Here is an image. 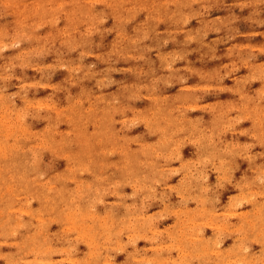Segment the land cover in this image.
Wrapping results in <instances>:
<instances>
[{"label": "rangeland", "instance_id": "374dc122", "mask_svg": "<svg viewBox=\"0 0 264 264\" xmlns=\"http://www.w3.org/2000/svg\"><path fill=\"white\" fill-rule=\"evenodd\" d=\"M263 80L264 0H0V103L22 109L28 98L34 104L21 111L28 124L46 123L56 132L48 137L64 141L62 145L60 141L59 145L56 140H50L52 144L46 141L32 151L25 144L31 134L21 136L16 168L19 176L9 177L20 194V183H26L24 173L34 176L35 183L43 181L45 187L39 189L44 193L71 184L58 176L68 157L67 166L73 164V170L65 171L77 181L88 180L89 172L86 175L77 166L75 169L81 158H87L88 166L92 163V170L100 174V183L110 185L97 207L110 202L118 213V204L124 203L126 211L144 215L146 223L156 229H171L170 202L179 200V190L188 191L181 188L183 185L194 189L198 181L193 180L194 173L185 176L179 170L175 146L156 149L159 132L150 128L144 113L149 114L153 125L163 123L161 116L168 114L175 121L195 118L215 140L217 134L237 140L234 131L252 129L250 154L261 157L264 134L259 136L261 132L251 119L240 117L237 110L242 103L236 98L238 88H242L253 110L262 107ZM44 101L48 104L43 105ZM55 104L60 108L57 115L51 107ZM85 107L88 119H93L79 128L80 118H86ZM17 112L10 115L15 117ZM61 113L72 118L59 116ZM72 121L79 133L71 128ZM173 127L175 136L178 126ZM79 149L86 157L81 153L74 158L78 162L73 157L70 160L69 154ZM221 152H216L217 164ZM262 162L263 171L253 170L257 178L264 177V158ZM196 164L200 165L198 161ZM248 166V160L238 156L224 165L234 179L236 173L246 177ZM210 174L202 182L213 181L214 193L230 196V187L217 180L215 168ZM39 198L35 197L31 205L39 206ZM103 200L108 202L102 204ZM18 203L26 206L21 200ZM7 206L0 200V217H4ZM16 216L25 218L22 213ZM37 229L52 232L51 240L57 245V223L41 222ZM202 229L210 232L207 223ZM27 230L28 226L18 228L19 233ZM127 236L140 247L148 246L144 235ZM230 236L222 235L227 244ZM11 239L10 234L0 235V251L17 250ZM250 244L258 249L256 241ZM108 249V256L115 257L116 251ZM55 256L62 260L61 253ZM95 259L90 256L89 264ZM33 262L25 264H39ZM61 264L71 263L65 260Z\"/></svg>", "mask_w": 264, "mask_h": 264}, {"label": "bare ground", "instance_id": "6f19581e", "mask_svg": "<svg viewBox=\"0 0 264 264\" xmlns=\"http://www.w3.org/2000/svg\"><path fill=\"white\" fill-rule=\"evenodd\" d=\"M254 77L259 76L255 75ZM241 89L238 88L236 102L240 100L242 106H238L237 111L240 117L252 120L260 130V136L264 134V103H262V107L259 105V108L253 110L247 103L249 98L247 99L246 93ZM26 99L29 103L25 100L22 109L13 108L4 102L0 103V200L5 201V204L8 205L3 210L4 217H0L2 218V221L0 220V235L10 234L13 237L11 241L13 240L18 246L14 252L0 251V264H25L29 261L39 264H61L65 260H69L71 264H89L90 256L96 257L94 264H264V177L253 176V170L261 169L263 171L264 156L256 157L254 155L257 153L250 154V145L254 139L252 129L242 128L241 132L240 130L234 131L235 138L239 136L237 140H230L219 134L215 140L214 136L206 134V129L200 122L197 123L195 118L182 117L175 121L168 114L161 116L163 123L153 125L154 122L150 117L148 118L149 114L144 113L146 116L144 120L151 125L150 128L155 133L159 132L156 136L158 139L156 149L160 147L166 149V145L175 146L179 151L177 155L181 165L179 170L185 176L194 173L192 178L198 181L194 189L190 185L188 188L183 185L181 188H186L188 191L179 190L177 192L179 200L170 202L173 208H168V211L173 214V228L158 230L146 223L147 219L144 215L135 211H126L127 205L124 203L118 204V213L113 207L114 204L109 205L110 202L105 204L108 200L102 201L104 206L97 207L102 192H107L106 189L110 185L104 186L100 183V174H97L94 169L92 170V163L88 166L87 158L85 160L81 158L82 162L75 165V169L84 170L86 175L89 172L88 180L77 181L69 171L66 172L73 166V164L67 166L69 161L67 156L68 160L65 162V166L59 170L58 176L70 180L71 184L69 182L67 186L55 188L56 191L52 187L54 192H50L51 189L44 193L45 191L41 192L39 189V187H45L44 182L37 181L35 183L34 176L31 178L27 173L26 175L24 173L26 179L23 180L26 183L22 184L20 181L22 195L17 192L15 184L9 177L13 175L18 178L19 176V170L17 171L16 168L19 165L17 161L22 149L20 142L23 139L21 136L26 133L31 134L25 144L34 151V148L39 145L43 146L46 141L50 143L49 134L56 133L46 123L34 127L28 124L29 120L21 114V111L28 104L33 105L34 102ZM44 104H48V102L44 101ZM90 104L92 105V102ZM51 107L54 109L55 115L60 113L57 104ZM86 107L84 110L86 118H80L79 128L85 127L86 121L93 119H88L89 108L87 107L88 110H86ZM97 109L100 112V108ZM11 111H18V114L12 117ZM60 115L67 119L72 118L64 113ZM71 123L74 133H79L80 130L77 132L76 128L77 123L73 121ZM174 124L178 126L175 136L173 133ZM165 132L166 134H162ZM243 133L245 136L242 135ZM240 136L242 137L240 138ZM243 138L244 143H241ZM54 140L56 139L53 137L51 141ZM59 141L60 138L57 141L58 145ZM187 141L191 145L189 151L186 149ZM63 142L60 141V144L62 145ZM58 145L57 147H59ZM44 148L46 149V146ZM220 149L222 150L220 163L217 164L216 152ZM61 151L64 152L63 150L59 152ZM83 152L85 151L79 149L72 152L73 154L70 153V160L72 157L74 160L76 155L81 153V156L86 157V152V155ZM185 155H188V160ZM234 156L244 157L248 160L249 166L245 170L246 177L241 178L240 174L236 173L234 179V175L226 173L224 165ZM190 159L195 161H190ZM197 161L200 163L199 166H196ZM23 163L25 164V162ZM214 168L217 180H222L230 187V196L214 193L213 181H203V184L204 177L210 178V173ZM52 176L53 174L51 178ZM55 176L57 175L55 174ZM236 176H238L237 179ZM127 182L130 185L132 183L131 179H127ZM25 184H29L27 189L24 188ZM43 195L45 197H42ZM35 197L41 198L39 206L31 205ZM17 199L25 202L26 206L20 207L21 203V205H17L19 202ZM10 204L11 206H9ZM17 213L24 214L25 218L17 216L15 218ZM0 216H2L1 212ZM41 222L45 224L52 222L59 225V232L55 235L56 237L54 236L57 239V245H54L51 240L52 232L44 233L37 229ZM203 223L209 225L210 232L202 229ZM27 226L29 230L19 233V227L24 229ZM131 233L136 237L144 235L143 238L149 240L148 246L140 247L138 243L131 242V237L127 236ZM223 234L231 235L228 244L222 238ZM253 241L258 243L257 250L251 247L250 243ZM108 248L116 251L113 253L115 257L108 256L110 254ZM55 253H61L62 260H59ZM111 258H115V260Z\"/></svg>", "mask_w": 264, "mask_h": 264}]
</instances>
